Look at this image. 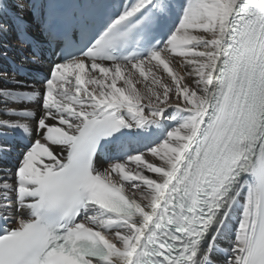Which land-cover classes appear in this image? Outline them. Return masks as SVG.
I'll list each match as a JSON object with an SVG mask.
<instances>
[{
    "label": "snow or ice",
    "instance_id": "6c2138e0",
    "mask_svg": "<svg viewBox=\"0 0 264 264\" xmlns=\"http://www.w3.org/2000/svg\"><path fill=\"white\" fill-rule=\"evenodd\" d=\"M27 5L0 0V264H264V0Z\"/></svg>",
    "mask_w": 264,
    "mask_h": 264
},
{
    "label": "bare ground",
    "instance_id": "6f19581e",
    "mask_svg": "<svg viewBox=\"0 0 264 264\" xmlns=\"http://www.w3.org/2000/svg\"><path fill=\"white\" fill-rule=\"evenodd\" d=\"M24 2H25V7L27 8V6H28V5H27V0H24ZM29 15H30V14H29ZM0 66H2V65H0ZM97 161H98V165H99V164H104V163H105V162L102 161L101 159H98Z\"/></svg>",
    "mask_w": 264,
    "mask_h": 264
}]
</instances>
